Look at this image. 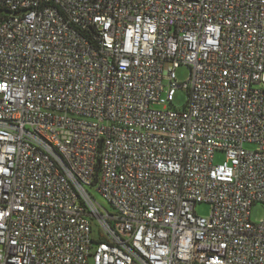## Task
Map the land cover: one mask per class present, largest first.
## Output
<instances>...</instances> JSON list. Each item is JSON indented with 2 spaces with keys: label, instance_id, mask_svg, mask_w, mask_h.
I'll use <instances>...</instances> for the list:
<instances>
[{
  "label": "built area",
  "instance_id": "1",
  "mask_svg": "<svg viewBox=\"0 0 264 264\" xmlns=\"http://www.w3.org/2000/svg\"><path fill=\"white\" fill-rule=\"evenodd\" d=\"M255 204L264 0H0V264H264Z\"/></svg>",
  "mask_w": 264,
  "mask_h": 264
},
{
  "label": "rangeland",
  "instance_id": "2",
  "mask_svg": "<svg viewBox=\"0 0 264 264\" xmlns=\"http://www.w3.org/2000/svg\"><path fill=\"white\" fill-rule=\"evenodd\" d=\"M175 76L178 83L180 84L185 83L188 79L189 71L185 66H180L175 71ZM186 100H187V92L184 89H178L175 91L172 106L176 109H182L186 103ZM245 148L254 149L255 146L245 145ZM223 160H224V155L222 153H216L214 158V163L215 164L222 163ZM95 198L100 203L103 202L98 194L95 195ZM195 212L197 216L207 218L210 214V207L207 204H203V203L198 204L195 208ZM263 217H264V207L261 204L253 205L250 209V220L253 223H257L260 220H262ZM94 229L96 230V226L94 227Z\"/></svg>",
  "mask_w": 264,
  "mask_h": 264
}]
</instances>
